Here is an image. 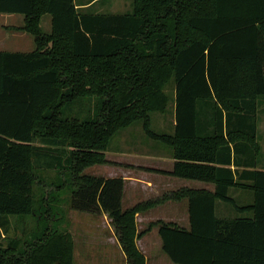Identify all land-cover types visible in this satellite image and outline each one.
<instances>
[{"label":"trees","instance_id":"trees-1","mask_svg":"<svg viewBox=\"0 0 264 264\" xmlns=\"http://www.w3.org/2000/svg\"><path fill=\"white\" fill-rule=\"evenodd\" d=\"M86 3L0 0V12L24 15L18 30L36 45L0 50V236L14 217H37L25 240L0 241V264H75L65 215L47 213L58 223L41 227L46 215L36 213L37 173L51 169L67 173L58 188L70 182L71 208L107 213L127 264H146L137 238L153 225L176 264H264V0H132L124 12H95ZM46 14L49 32L41 26ZM169 110L173 133L154 129L153 113ZM136 122L171 147L174 167L161 172L214 190L183 187L124 208L122 176L84 170L110 162L112 138ZM233 188L253 194L239 203ZM183 199L188 228L159 220L138 229V212ZM219 200L241 215L219 216Z\"/></svg>","mask_w":264,"mask_h":264},{"label":"rangeland","instance_id":"rangeland-1","mask_svg":"<svg viewBox=\"0 0 264 264\" xmlns=\"http://www.w3.org/2000/svg\"><path fill=\"white\" fill-rule=\"evenodd\" d=\"M77 1L88 2L90 0ZM92 3L93 5L91 7L89 6L90 9L100 12H124L131 9L132 7V0H94ZM50 18L51 17H49L48 14L44 15V17L42 18L41 26L42 29L46 32L50 31ZM23 22V14L0 12V40L7 43L6 47L15 48L16 46L21 45L23 46V48L28 49L31 48L30 46H34V36L29 32L18 30V27L22 26ZM261 119V121L264 123V112L261 114ZM152 120L153 128L157 131L160 130L161 132L173 133L174 125L172 121L174 120V116L172 115L171 110L166 113H153ZM127 134L130 135V138L132 139L131 141L134 140V142H141L143 140L145 141V143H148L149 141H155V143L162 145L164 149L169 151L171 150V148L167 144L148 137L143 130L142 123L136 122L130 127L119 131L112 138L109 150L107 151V156L109 159H113V161H110L106 164L92 165L90 167H87L84 172L107 176V173L115 170V167L112 164H115V166L117 165V167L124 166V161H114V159H122V155L120 154L125 150L127 146ZM36 143L39 144L40 141H37ZM65 174H60L58 170L55 169L43 170L42 172L37 173V180L33 186V194L35 200L34 205L37 211L36 213L43 212L46 215V217L42 219L41 227H44L46 224L56 226L58 221L52 216H54L56 213H58V215H65L62 226H65L71 230L76 242L75 264H94L95 262L99 261V259L96 258L97 253L93 254L92 246L94 242L97 241L102 235L111 234V232L109 231L110 227L108 226V223L111 222V219L110 217L105 218L103 213H90L71 208L68 204L71 191L70 182L64 183L63 188H58V185H60L62 180L64 182L68 178L67 173ZM112 175L123 177L124 173H113ZM40 179L44 180V182H39ZM52 183H54L56 187L53 188V186H51ZM48 184H50V186H48ZM48 189H50L52 196L44 198V192ZM243 191L245 200L251 198L253 194L252 190L246 189ZM160 195H163V193H160ZM232 195L234 196L235 193L232 192ZM126 200L128 201V197L124 196V208L128 206ZM237 201L240 203L243 201V199L241 197H238ZM218 202L225 203V205H227L230 209L228 213H222L220 211V204H218L217 214L219 216L224 215L235 217L237 215H241L236 211L231 203L220 200ZM128 204H130V202H128ZM47 213L52 214V216H47ZM36 218L37 217L34 215L14 217L10 233L5 237L3 235L0 236V241L2 240L4 244H8L10 239L13 237L21 239L23 238L25 240L30 235V233L34 232L37 225ZM88 248L90 251L88 250L89 253H86ZM162 253H164L166 258L168 257L163 249ZM108 259L109 258L104 256L102 259L103 263L108 264ZM167 259L171 261L170 258Z\"/></svg>","mask_w":264,"mask_h":264},{"label":"crops","instance_id":"crops-1","mask_svg":"<svg viewBox=\"0 0 264 264\" xmlns=\"http://www.w3.org/2000/svg\"><path fill=\"white\" fill-rule=\"evenodd\" d=\"M92 2L89 3L88 1L86 4H84L85 7L92 6ZM79 6L80 4L78 2L77 7ZM80 7H82V5ZM49 17L51 16L49 15ZM6 44V42L0 40L1 51L9 50L27 52L36 48L35 42L34 46H30L31 48L28 49L23 48L21 45L16 46L15 48H9L6 47ZM263 112L264 98L262 99V105L259 108L258 117V139L262 146L259 169L264 170V123L261 121V114ZM131 140L132 139L130 138V135L127 134V146L120 154L122 155V159H114V161H124L123 163H125V165L117 167V165L115 166V164H112L115 167V170L107 173L108 177H112L113 173H124V196L128 197V201L126 200L128 206H126V208L131 207L141 201L160 198L165 193H171L183 187L214 190V183L197 179L181 178L161 172L171 171L174 167L176 160L173 157L172 149L170 151L166 150L162 145L155 143V141H149L148 143H145L143 140L141 142H134V140ZM106 154L108 153L106 152ZM109 161H113V159H109ZM232 191L237 197H241L244 200V191L241 188H233ZM160 193H163V195H160ZM248 200H250V198ZM128 202H130V204H128ZM218 204H220V211L222 213H228L230 209L227 205H225V203L218 202ZM103 215L105 218L109 217L107 213L103 212ZM159 220L166 222H177L178 224L188 228L190 225L188 200L183 199L181 201H161L146 211L138 212L136 215L137 227L140 231L146 230L152 222H157ZM108 226L110 227L109 231L111 234L102 235L97 241L94 240L95 242L92 246L93 254L97 253L96 258L99 259V261L95 262L94 264H104L102 261L104 256L109 258L108 264H127L126 255L115 233L114 226L111 222L108 223ZM137 244L146 256V264L173 263L167 259L169 257L166 258L164 253H162V239L158 232V225H153L150 230H147L140 237H138ZM88 250L89 248L87 249L86 253H89L90 250Z\"/></svg>","mask_w":264,"mask_h":264}]
</instances>
